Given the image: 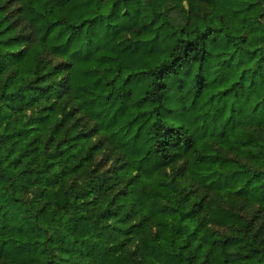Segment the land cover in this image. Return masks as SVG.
<instances>
[{"label":"trees","instance_id":"1","mask_svg":"<svg viewBox=\"0 0 264 264\" xmlns=\"http://www.w3.org/2000/svg\"><path fill=\"white\" fill-rule=\"evenodd\" d=\"M0 264H264V0H0Z\"/></svg>","mask_w":264,"mask_h":264},{"label":"rangeland","instance_id":"2","mask_svg":"<svg viewBox=\"0 0 264 264\" xmlns=\"http://www.w3.org/2000/svg\"><path fill=\"white\" fill-rule=\"evenodd\" d=\"M155 58H156V60L159 58V55H156L155 56ZM169 114H170V116L172 117V118H175V117H180L181 115L179 114V116L177 115V112H175V110L173 109V110H171L170 112H169Z\"/></svg>","mask_w":264,"mask_h":264}]
</instances>
